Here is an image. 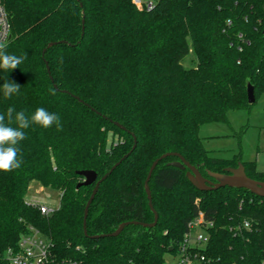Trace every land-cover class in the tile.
I'll list each match as a JSON object with an SVG mask.
<instances>
[{"label": "trees", "instance_id": "obj_1", "mask_svg": "<svg viewBox=\"0 0 264 264\" xmlns=\"http://www.w3.org/2000/svg\"><path fill=\"white\" fill-rule=\"evenodd\" d=\"M1 1L11 24L6 51L26 58L0 69V86L6 79L21 86L7 99L0 87V113L12 106L30 118L43 107L63 128L33 124L18 145L21 167L0 171V250L34 226L50 243L48 264H167L202 212L213 225L208 243L192 249L193 264H264V197L240 187L198 189L187 167L171 164L176 155L162 159L149 182L156 225L111 234L125 221L153 222L144 183L165 152H179L212 180L208 171L242 162L264 181L254 161L214 156L199 134L264 96V0H156L151 9L134 0ZM123 156L84 227L95 183L77 188L78 171L100 178ZM34 180L59 192L49 214L27 201Z\"/></svg>", "mask_w": 264, "mask_h": 264}, {"label": "rangeland", "instance_id": "obj_2", "mask_svg": "<svg viewBox=\"0 0 264 264\" xmlns=\"http://www.w3.org/2000/svg\"><path fill=\"white\" fill-rule=\"evenodd\" d=\"M192 53L186 57L185 64L192 63ZM229 122H213L203 125L199 134L204 148L214 156L233 157L241 154L243 160L254 161L259 170H264V96L250 110H232L228 113ZM116 140V137H114ZM112 141L110 136L109 143ZM27 200H38L47 207H59V192L48 190L38 180H34L27 194ZM197 232H204L196 228ZM172 254L166 256L167 264H174Z\"/></svg>", "mask_w": 264, "mask_h": 264}, {"label": "built area", "instance_id": "obj_3", "mask_svg": "<svg viewBox=\"0 0 264 264\" xmlns=\"http://www.w3.org/2000/svg\"><path fill=\"white\" fill-rule=\"evenodd\" d=\"M137 6L151 9L156 0H134ZM11 32V24L7 10L0 0V40L7 41ZM28 201V200H27ZM32 205H37L43 214H49L54 209L47 207L38 200L28 201ZM249 226V222L245 223ZM213 223L204 222V216L200 215L189 223V230L185 233L184 241L179 247L178 253L173 256L174 264H193L197 257V252L192 249L197 246H205L209 241L208 228ZM196 228L204 232H197ZM50 243L44 236V233L37 227L30 226L29 232L24 233L16 246H8L0 250V264H48L49 262Z\"/></svg>", "mask_w": 264, "mask_h": 264}, {"label": "water", "instance_id": "obj_4", "mask_svg": "<svg viewBox=\"0 0 264 264\" xmlns=\"http://www.w3.org/2000/svg\"><path fill=\"white\" fill-rule=\"evenodd\" d=\"M10 38V36H9ZM57 42H50L48 46L54 45ZM46 48L43 50V53L45 52ZM47 69L50 71V67L47 64ZM248 101L250 103H254L256 101L255 97V92H254V87L249 84L248 85ZM136 145V139L134 142V145L132 149L135 148ZM170 155H176L179 157L178 161L171 162V164L181 166V167H187L189 171L187 172L188 178L191 181V183L196 186L198 189H210V188H219L221 186H231V187H240V188H246L256 195L263 196L264 197V181L254 179L250 176L247 175L245 166L242 162H239L237 166H230L227 167L225 170L226 172H215V171H208V174L214 178V180L204 176L198 166H195L191 164L182 154L179 152H165L158 158H156L148 171L147 177L145 179L144 187L145 191L147 193L148 197V203L151 208V210L154 213V220L153 222H140L137 220H132V221H125L122 222L118 228L113 231L111 234L112 235H118L124 228L125 226L129 224H142L147 227H153L156 225L158 221V213L154 207L153 200H152V192L150 188V179L153 174L154 169L156 168L157 164L162 160L165 159L166 157ZM126 156V155H125ZM123 156L118 162H116L111 169L105 173L103 176L98 178V173L95 170L92 169H84V170H79L78 174H80L83 179L78 182L77 188L83 185H91L95 183V186L93 188V191L86 203L85 206V213H84V227L86 225V218L88 215V210L91 202L93 201L96 192L98 191V188L101 184L102 181H104L108 175L116 168L118 164L125 158Z\"/></svg>", "mask_w": 264, "mask_h": 264}, {"label": "clouds", "instance_id": "obj_5", "mask_svg": "<svg viewBox=\"0 0 264 264\" xmlns=\"http://www.w3.org/2000/svg\"><path fill=\"white\" fill-rule=\"evenodd\" d=\"M6 48V41L0 40V69L10 72L18 68L26 56L9 54ZM0 87H2L6 99L11 98L14 94H19L21 88L16 82L7 79ZM12 124L17 126L12 127ZM33 124L45 129L55 125L58 131L63 128L60 115L49 112L43 107L37 108L30 118L24 110L17 111L12 106L7 108L6 113H0V171L9 172L21 167L23 158L18 145L27 139L25 130Z\"/></svg>", "mask_w": 264, "mask_h": 264}]
</instances>
